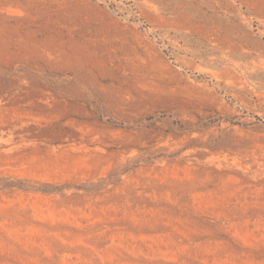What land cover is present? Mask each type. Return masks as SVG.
Segmentation results:
<instances>
[{
  "label": "rangeland",
  "instance_id": "obj_1",
  "mask_svg": "<svg viewBox=\"0 0 264 264\" xmlns=\"http://www.w3.org/2000/svg\"><path fill=\"white\" fill-rule=\"evenodd\" d=\"M0 264H264V0H0Z\"/></svg>",
  "mask_w": 264,
  "mask_h": 264
}]
</instances>
